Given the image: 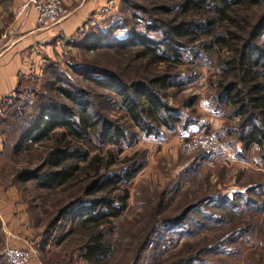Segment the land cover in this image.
<instances>
[{
  "label": "rangeland",
  "instance_id": "rangeland-1",
  "mask_svg": "<svg viewBox=\"0 0 264 264\" xmlns=\"http://www.w3.org/2000/svg\"><path fill=\"white\" fill-rule=\"evenodd\" d=\"M62 1L69 13L78 3L69 0L67 5L65 0ZM153 1L102 0L101 6L105 5L92 13L80 32L75 33L69 43L72 47L63 48L45 62L40 69V82L0 102V110L1 104L15 98H19L20 103L34 104L59 101L55 91L58 84H83L74 70L77 64L117 69L128 80L147 73L150 68L135 61L132 55L121 56L114 49L86 51L84 43L86 38L96 34L110 32L113 38L122 39L133 29L143 32L149 17L167 21L173 13L162 15L154 8ZM12 5V0H0L1 43L10 40L1 39V35L8 28H15L20 19L15 20ZM263 9L256 7L240 12L252 20L261 15ZM150 35L158 38L157 33L150 32ZM224 54L220 53L221 56ZM216 58L217 54L211 50L194 63H185L173 70L186 82L179 89H168L165 101L183 110L184 127L180 123L172 131L162 129L158 136L139 133L131 146L106 140L85 144L89 156L98 153L103 157L100 172L104 171L108 152L114 154L116 160L107 163L104 173L122 170L133 161L141 164L134 177L121 185L128 192L126 205L112 220L108 231L113 253L100 264H176L192 256L197 260L190 264H264V166L257 159L258 148L252 145L243 150L236 145L233 129L237 117L231 116L228 108L214 110L219 118L216 128L204 111L207 104L214 108V90L210 82L216 74ZM102 107L105 115L120 122L129 133L134 131L121 112L104 103ZM202 131L211 133L225 146L226 153L210 154L207 160L196 158V153H185L181 148L182 140ZM0 136L2 141L6 139V136ZM46 144L40 143L29 151L12 155L4 163L0 161V179L15 187L7 207H0V264H11L4 256V250L17 244L22 247L16 248L33 250L31 264H88L79 257L77 250L83 238L81 235L70 233L63 236L67 228L63 222L47 226L60 208L80 195L83 183H76L79 178L63 187V191L45 192L30 182L15 183L10 176L12 166L17 169L37 166ZM214 195L220 200L219 207L215 208L204 203ZM189 206L193 207L183 219L189 230L182 231L177 241L169 246L166 239L176 227L166 231L170 229L166 228L167 224ZM204 208L209 214L225 216V223L209 224L208 214L201 211ZM146 237L148 242L144 245Z\"/></svg>",
  "mask_w": 264,
  "mask_h": 264
},
{
  "label": "trees",
  "instance_id": "trees-1",
  "mask_svg": "<svg viewBox=\"0 0 264 264\" xmlns=\"http://www.w3.org/2000/svg\"><path fill=\"white\" fill-rule=\"evenodd\" d=\"M153 3L162 15L173 14L167 21L149 17L143 32L133 29L122 39L113 38L109 32L90 36L84 43L86 51L114 49L121 56L132 55L135 61L150 68L138 79L128 80L117 69L77 64L74 70L83 84H58L55 91L59 101L20 103L14 97L1 104L0 134L6 136L2 141L1 162L47 142L37 166L31 169L12 166L13 182H30L45 192L63 191V187L78 178L76 183H83L80 195L60 208L47 226L63 222L67 226L63 236L81 235L77 250L88 264H100L113 253L108 231L128 196L121 185L134 177L141 164L133 161L122 170L104 173L108 164L116 160L108 152L104 171L100 172L103 157L98 153L89 156L85 144L106 140L131 146L139 133L158 136L162 129L172 131L180 123L184 127L183 110L165 101L168 89H179L186 82L181 74L173 73L175 68L215 51L216 74L210 82L214 90L213 109L228 108L230 115L237 117L234 142L240 143L243 150L256 145L257 159L264 166V11L252 20L240 12L264 8V0H154ZM150 32L157 33L158 38ZM222 52L225 56L220 55ZM103 103L121 112L134 131L129 133L124 125L105 115ZM195 153L198 159H209L207 151L199 149ZM117 191L120 193L116 194ZM204 203L215 208L220 200L214 195ZM192 207H186L167 224L170 229L166 231L176 227L166 239L169 246L182 231L189 230L183 219ZM201 211L208 214V223L213 226L226 221L223 215L209 214L207 208ZM144 242V245L148 242L147 237ZM196 260L192 256L176 264Z\"/></svg>",
  "mask_w": 264,
  "mask_h": 264
},
{
  "label": "crops",
  "instance_id": "crops-1",
  "mask_svg": "<svg viewBox=\"0 0 264 264\" xmlns=\"http://www.w3.org/2000/svg\"><path fill=\"white\" fill-rule=\"evenodd\" d=\"M23 1L25 0H12V10ZM68 2L69 0L64 1L67 5ZM75 2H78L76 8H73L62 22L47 29L38 28L36 14L29 10L16 22L17 26L14 28L16 37L0 42V102L11 99L17 92L20 93L21 89L27 90L29 86L37 85L40 82V69L45 62L55 57L63 48H71L72 45L69 43L75 37V33L80 32L81 26L92 13L105 5L101 6L102 0H75ZM204 109L212 126L216 128L219 120L217 112H214L210 104H207ZM224 111L226 113V110ZM236 145L241 146L240 143ZM14 192L13 184L8 185L0 179V207H7L10 202L8 198ZM19 245L13 247H22Z\"/></svg>",
  "mask_w": 264,
  "mask_h": 264
},
{
  "label": "built area",
  "instance_id": "built-area-1",
  "mask_svg": "<svg viewBox=\"0 0 264 264\" xmlns=\"http://www.w3.org/2000/svg\"><path fill=\"white\" fill-rule=\"evenodd\" d=\"M29 10L36 14V23L38 28L47 29L62 22L69 12L63 5L62 0H25L20 3L14 10L15 20L21 18ZM16 37L14 28H8L2 35L1 39ZM182 150L187 154L195 153L201 149L209 152L211 155L225 154V146L208 131H202L187 137L181 142ZM33 250L29 247L16 248L6 247L4 256L11 264H31Z\"/></svg>",
  "mask_w": 264,
  "mask_h": 264
}]
</instances>
